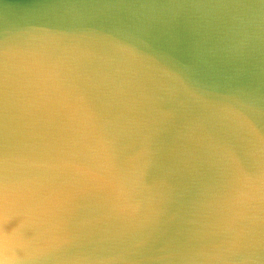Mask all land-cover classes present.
Instances as JSON below:
<instances>
[{
  "label": "water",
  "instance_id": "1",
  "mask_svg": "<svg viewBox=\"0 0 264 264\" xmlns=\"http://www.w3.org/2000/svg\"><path fill=\"white\" fill-rule=\"evenodd\" d=\"M0 264H264V0H0Z\"/></svg>",
  "mask_w": 264,
  "mask_h": 264
}]
</instances>
